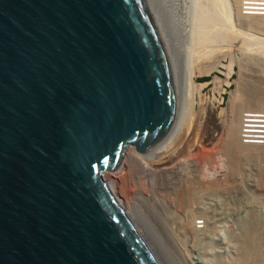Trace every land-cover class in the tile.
<instances>
[{"label": "water", "instance_id": "1", "mask_svg": "<svg viewBox=\"0 0 264 264\" xmlns=\"http://www.w3.org/2000/svg\"><path fill=\"white\" fill-rule=\"evenodd\" d=\"M166 0H0V264H161L105 180L193 128Z\"/></svg>", "mask_w": 264, "mask_h": 264}, {"label": "rangeland", "instance_id": "2", "mask_svg": "<svg viewBox=\"0 0 264 264\" xmlns=\"http://www.w3.org/2000/svg\"><path fill=\"white\" fill-rule=\"evenodd\" d=\"M166 2L185 41L190 69L194 73L201 69L198 73L202 74L194 80L191 136L169 165L173 195L163 198L161 193V199L170 216L176 212V217L184 218L174 217L179 222H193L178 230L192 264H240L246 257L250 263L264 264V144L252 147L244 137L264 135V99L260 107L256 105L264 98V31L243 27L246 21L239 24L235 14L231 24L224 17L217 22L214 14L222 9L213 6V0ZM202 3L209 6L206 17L201 13ZM199 30L212 32V36L219 33L221 39L204 44L208 46L193 54L189 43H195ZM238 126L239 139L246 145L242 149L234 145ZM137 152L135 147L130 149L128 161L109 175L116 194L127 204L132 192L125 182ZM138 225H143L141 220ZM144 231L151 239L150 231ZM154 244L161 263L177 264L163 247Z\"/></svg>", "mask_w": 264, "mask_h": 264}, {"label": "bare ground", "instance_id": "3", "mask_svg": "<svg viewBox=\"0 0 264 264\" xmlns=\"http://www.w3.org/2000/svg\"><path fill=\"white\" fill-rule=\"evenodd\" d=\"M213 2H214V4H212L213 6H218L220 9H222L221 11L219 10V13L214 14L217 22L219 20H222V18L224 17V19H226V21L228 23H230L232 16L235 14V18H236L235 20L237 22H239V24L242 23L243 21H246L244 23L243 27H247L248 29H257V30L264 31V16H262V18H260L259 16H257V17L242 16L241 11H240V0H213ZM204 4L205 3H202V5H201V13H202L203 17H206L207 10H208L209 6H205L206 4L205 5ZM253 16H256V15H253ZM220 22H222V21H220ZM220 25H221V23H220ZM207 32H205V30L204 31L199 30L198 38L195 41V43H192V44L189 43L191 53L195 54L200 49H203V47L208 46V45H204V44H207L209 42L213 43V41H217V39L218 40L221 39V37L219 36V33L214 32L215 34H218V35L212 36L213 35L212 32H211L212 35H211V33L209 34V32L206 35L205 33H207ZM209 36L210 37L212 36L211 39H209L210 38ZM202 44H203V46H202ZM202 52H203V50H202ZM199 54H201V53H199ZM196 57L198 58L197 54H196ZM200 70L201 69L196 70L197 71L196 73L192 72V70H191L192 90L196 86L194 80L199 77L201 72L198 73V71H200ZM193 93H194V91H193ZM263 99L264 98L261 97V99L259 101L257 100L258 102L256 103V105L258 107H260V105L262 104ZM194 120H195V118H194ZM239 136L240 135H239V126H238L237 142L234 145H236L237 148L242 149V148H244V146L246 147V145L244 143H242L243 139L241 140L242 142L240 141ZM252 138L255 139V137H252ZM256 138L257 139H255L252 142L253 143L251 145L252 147H254V146L258 147L259 146L258 144H260V142H262V140L259 139L261 137H256ZM245 139L247 142V140H248L247 137H245ZM132 148L133 147H131V149ZM141 153H143L144 155ZM174 154L172 153V155H170L169 157H167L161 161H153L149 156H147L145 151H141V152L139 151L138 154H136V153L133 154V156L131 158L130 172L127 173L128 179H126L127 182H125V186L128 188L129 191L132 192V194L129 196L128 204L125 203L124 200L121 199L120 196H118L116 194L114 187H113L114 184L112 183V181H110L111 179H109V177H110L109 175H107L105 177V180L111 184L115 195L118 197V199H119L120 203L122 204V206L124 207L126 213L132 218L134 224L136 225L137 229L142 234V236L145 238V240H148L149 237L145 233L144 228H146V230H147L146 232L148 234L151 233V235H153V236H151V239H149L150 241L148 240V242H149L153 252L155 253V255H157V252H159L158 249L155 247V244H154V243H157L160 247H163L166 250L167 254L171 256V257L169 256V258H172L173 261L177 262V264H192V261L189 258L191 256L188 254L189 251L187 252V250L185 249L186 245H184L181 242V239L179 237V235H181V234H179L178 230L180 228H183L184 226L188 227V225H189V227H191L193 222L188 223V224L186 222H184V223L179 222L176 219L180 218V217L183 218V217L180 215H179L180 217H176V212H173V216H170L169 215L170 213L168 212L169 207L166 206V203L163 199L164 194L167 197H170L173 195L172 192H170V191H172V189H174V187H173L174 184L172 185V183H174V180L173 179L171 180V178H170L171 175H173V174H172V169L170 171L169 165L173 159ZM173 171H175V170H173ZM157 177L159 178L158 183H156ZM126 183H128V186ZM175 183H177V182H175ZM175 188H176V186H175ZM208 190H209V188H208ZM161 193H162V197H163L162 199L160 196ZM176 194L178 195V193H176ZM181 195H180V197H181ZM211 196H212V194H211ZM206 197H207V195H206ZM209 200H211V199H209ZM174 203H176V202H174ZM182 203H183V201H182ZM202 204H204V203H202ZM171 206L174 207V205H171ZM173 207H172V209H173ZM171 212H172V210H171ZM177 213H179V212H177ZM136 216L138 217V219L136 218ZM216 217H217V215H216ZM140 220L143 223V225H141V226L138 225L140 223ZM137 221H139V222H137ZM196 221L197 220H194V223H196ZM213 223H214V218H213ZM149 231H150V233H149ZM188 232H189V229H188ZM147 237H148V239H147ZM206 238L207 237H203V240H205ZM191 239H193V238L191 237ZM184 242H186V241H184ZM181 243L184 245V247L182 246ZM158 256L159 255H157L156 257L160 261ZM244 259L245 258H243V261H242V262H244V264H245L246 260H247V262H246L247 264L250 263L248 261V257H246V260H244ZM240 260H242V259H240ZM242 262H240V264ZM160 263H161V261H160ZM252 263L254 264V261ZM252 263H250V264H252ZM161 264H163V262ZM233 264H236V263L233 262Z\"/></svg>", "mask_w": 264, "mask_h": 264}, {"label": "built area", "instance_id": "4", "mask_svg": "<svg viewBox=\"0 0 264 264\" xmlns=\"http://www.w3.org/2000/svg\"><path fill=\"white\" fill-rule=\"evenodd\" d=\"M240 11L244 16H264V0H242L240 4ZM245 137L248 139L246 142L248 144H251L255 139H257L256 137H261L259 139L264 142V135L262 134L247 135ZM252 137H255V139ZM263 142H260V144H264Z\"/></svg>", "mask_w": 264, "mask_h": 264}]
</instances>
